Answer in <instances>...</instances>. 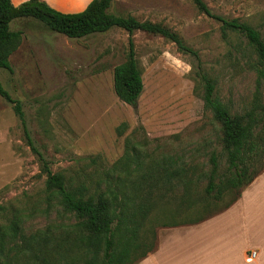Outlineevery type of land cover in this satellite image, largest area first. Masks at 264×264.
<instances>
[{"label": "rangeland", "instance_id": "obj_1", "mask_svg": "<svg viewBox=\"0 0 264 264\" xmlns=\"http://www.w3.org/2000/svg\"><path fill=\"white\" fill-rule=\"evenodd\" d=\"M203 1L213 13L248 22L264 40V0ZM108 11L160 23L176 32L198 53L201 66L215 81L217 95L231 111L247 110L254 100L264 103V75L259 76L257 56L245 37L229 30L224 36L221 23L198 10L193 0H112ZM9 25L20 29L23 39L9 58L12 71L0 68V83L21 102L31 139L53 172L70 175L78 166L75 159L90 154L112 163L124 152V138L138 127V137L145 134L150 139L148 150L153 156L178 155L201 177L211 167L212 153L224 166L220 125L203 107L194 59L172 41L133 31L143 91L136 104L129 105L113 90V67L126 58L127 31L112 27L70 38L31 17L15 18ZM20 123L12 103L0 95V225L17 214L27 236L62 219L56 201L47 197L46 176ZM122 123L126 127L119 135L117 127ZM206 183L202 177L190 187L200 195ZM233 196V192L225 194L212 210L222 208ZM184 204L175 199L159 202L150 223L156 243L164 228L160 221L190 222L200 215L198 206L189 209ZM19 264H25L24 258Z\"/></svg>", "mask_w": 264, "mask_h": 264}, {"label": "trees", "instance_id": "obj_2", "mask_svg": "<svg viewBox=\"0 0 264 264\" xmlns=\"http://www.w3.org/2000/svg\"><path fill=\"white\" fill-rule=\"evenodd\" d=\"M193 2L198 10L221 23L224 36L229 30L245 37L257 56V72L263 76L264 40L259 30L238 18L213 13L203 0ZM111 3L112 0H90L81 11L62 12L44 0H26L19 5L0 0V68L12 71L9 58L22 43V31L10 29L15 18L38 19L70 38L118 27L129 37L125 60L113 67V90L119 100L135 105L143 91V78L132 33L142 30L163 36L194 59L203 107L220 125L225 164L222 167L218 155L211 154V167L202 175L207 179L204 193L198 195L190 187L202 178L195 174L194 166H186L180 156L170 153L153 156L148 150L150 139L145 134L139 138L138 127L124 138V152L112 163L100 154H90L75 159L78 166L70 175L53 172L31 139L21 102L0 83V95L12 103L26 143L37 155L46 176L47 197L56 201L62 219L26 236L21 217L14 214L6 225H0V264H19L20 258L25 264H135L156 246L157 237L150 223L159 202L175 199L189 209L198 206L200 214L190 222L160 221L162 227L197 223L227 208L264 169L260 159L264 155V103L254 100L247 110L231 111L217 95L215 81L201 66L198 53L176 32L160 23L111 13ZM125 127V123L117 127L119 135ZM256 162L263 164L256 168ZM230 192L234 193L232 199L212 210L215 202Z\"/></svg>", "mask_w": 264, "mask_h": 264}, {"label": "crops", "instance_id": "obj_3", "mask_svg": "<svg viewBox=\"0 0 264 264\" xmlns=\"http://www.w3.org/2000/svg\"><path fill=\"white\" fill-rule=\"evenodd\" d=\"M45 1L59 11L78 12L90 0ZM135 264H264V169L222 211L197 223L164 227L155 248Z\"/></svg>", "mask_w": 264, "mask_h": 264}, {"label": "built area", "instance_id": "obj_4", "mask_svg": "<svg viewBox=\"0 0 264 264\" xmlns=\"http://www.w3.org/2000/svg\"><path fill=\"white\" fill-rule=\"evenodd\" d=\"M255 256V251L250 252L247 259H252Z\"/></svg>", "mask_w": 264, "mask_h": 264}]
</instances>
